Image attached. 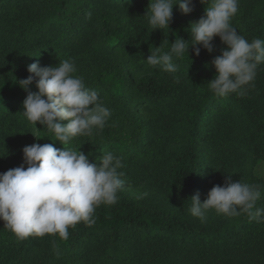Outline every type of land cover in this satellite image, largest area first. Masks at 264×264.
Returning <instances> with one entry per match:
<instances>
[{"label":"trees","instance_id":"obj_1","mask_svg":"<svg viewBox=\"0 0 264 264\" xmlns=\"http://www.w3.org/2000/svg\"><path fill=\"white\" fill-rule=\"evenodd\" d=\"M9 1L0 0V3ZM46 2L47 8L41 14L20 18L10 37L0 34L2 47L15 41L20 45V53L12 61L0 55V148L8 144L9 149L16 150L9 156L2 173L20 166L22 149L33 143H51L60 150L79 148L89 162H98L106 149L125 158L149 157L140 139L144 132L141 124L126 112V107L131 104L136 109L140 104H149L163 111L174 95V85L148 63L123 62V56L136 53L137 46L133 38L134 20L121 10L134 2L138 6L146 3L148 8L151 0ZM197 3L203 11L209 6L200 0ZM230 23L249 42L255 38L264 40V0H239L238 11ZM191 24L174 5L169 27L153 30L163 36L162 51H168L178 37L191 42ZM211 43V53L201 47L197 56L189 46L183 56L174 57V62L185 67L188 73L178 129L185 144L170 162L165 175L171 199L180 205L190 203L195 194L205 126L214 122L234 125L245 135L244 144L252 162L264 161V64L257 67L254 81L244 86V95H215L209 87V81L216 74L211 61L227 46L220 39ZM73 45L83 49L78 51ZM68 58L75 62L74 75L82 77L86 87L99 92L111 116L103 130L94 129L91 135L77 136L68 144H60L54 133L39 123L34 126L22 115L27 92L18 81L30 75L27 66L32 63L55 66ZM29 90L38 91L35 80ZM216 105L219 107L215 110ZM14 140H18L19 150ZM245 183L260 186L261 195L253 211L264 209V180L250 172ZM211 184H221L217 175L212 177ZM117 195L115 204L96 208L94 224L80 222L69 227L66 240L49 234L47 246L28 260L16 252L0 250V264H166L163 258L149 255L152 247H137L139 242L155 238L171 244L178 252H188L195 259L215 258L212 264H264V220L257 222L242 212L221 224L196 223L182 215ZM133 243L136 247H127ZM87 244L92 246L88 251L84 247ZM145 251L146 255H142Z\"/></svg>","mask_w":264,"mask_h":264},{"label":"clouds","instance_id":"obj_2","mask_svg":"<svg viewBox=\"0 0 264 264\" xmlns=\"http://www.w3.org/2000/svg\"><path fill=\"white\" fill-rule=\"evenodd\" d=\"M238 2L200 0L209 6L191 24V42L175 38L168 51L154 47L145 61L175 74L179 66L174 57L183 56L189 46L197 56L201 47L211 53V41L219 37L227 47L211 61L216 74L209 87L218 96L244 95V86L254 81L257 67L264 63V40L255 38L249 42L231 26ZM174 5L183 14L193 10L192 0H151L143 16L152 30L169 27ZM27 71L30 75L18 84L27 92L22 115L34 126L39 123L47 128L60 144L91 135L94 129L103 130L111 111L97 90L89 89L82 77L74 75L77 69L73 59L61 60L55 66L32 63ZM174 78L178 82V77ZM34 80L38 89L35 92L29 90ZM65 120L66 124L59 122ZM78 149L60 150L51 143H33L22 149L20 166L0 173V220L17 238L52 234L66 240L69 227L80 222L94 224L97 207L118 201L117 193L125 183L124 172L118 171L123 167L122 157L106 152L98 162H89L88 156ZM260 195L259 185L233 182L227 175L223 185H214L203 202L199 192L194 194L189 211L201 221L211 209L230 217L243 212L260 222L264 220V209L253 211Z\"/></svg>","mask_w":264,"mask_h":264},{"label":"rangeland","instance_id":"obj_3","mask_svg":"<svg viewBox=\"0 0 264 264\" xmlns=\"http://www.w3.org/2000/svg\"><path fill=\"white\" fill-rule=\"evenodd\" d=\"M146 6V3L138 6L134 2L121 10L130 16L135 23L133 38L137 46L136 53L131 56L125 55L122 59L124 63L129 65L147 63L145 60L154 50V47L159 46L162 51V34L158 30L153 31L147 22V18L143 16L148 11ZM192 6V12L184 14V16L194 24L204 15V11L198 5L197 0H192ZM46 8V0H10L8 3H0V34L10 37L15 33L16 24L20 18L25 17L27 14L39 15ZM211 42H219V37H213ZM76 43H79V41ZM73 46L78 51L83 49V46ZM19 53L20 45H17L16 41L6 47L0 45V55H5L11 61L17 58ZM83 64L85 65L84 62ZM177 65L179 71L175 74L167 73L156 67L161 77L174 85V95L167 102V108L164 107V110L160 111L149 104H140L136 109L131 107V104L126 107V112L141 124L144 132L141 134L140 139L143 141V148L149 151V157L133 155V157L125 158L121 154L113 152L112 149H106L103 153L112 152L114 155L122 157L123 167L118 171L124 172L125 175L122 179L125 183L117 193L120 194V197L131 199L158 210H167L182 215L196 223L221 224L234 216L218 214L215 210L210 209L206 212V218L201 221L190 214L191 202L184 205L174 203L168 190L165 171L176 153L185 144L180 139L178 129L181 121L180 115L185 105L188 73L185 67ZM174 77H178V82ZM218 107L219 105H216L214 109L216 110ZM134 109L136 113L133 112ZM64 122L67 123L68 121L65 120ZM204 129L205 132L201 136L199 178L195 187V194L199 192L201 202L207 198L208 192L213 187L211 179L214 175L219 177L221 182L219 185L221 186L227 175H231L233 182L240 180L245 183L248 173L251 172L264 180V161L252 162L248 148L244 144L245 135L242 130L232 124L224 126V124L217 122L205 126ZM17 142L18 140H14L13 143ZM7 145L0 148V173H2L9 156L16 151L9 149V145ZM16 149H20L19 143L16 144ZM130 153L132 154L134 151L131 150ZM0 234H3V236H0V250L7 253L16 252L25 260L31 259L35 254L42 251L47 246L49 238V234H45L43 237L29 236L21 240L4 226L2 220H0ZM134 244L127 247H136ZM170 246L172 245L164 244L160 238L142 241L137 244V247H152L153 251L149 255L163 258V262L166 264H212L215 259L212 257L195 259L188 252L181 253ZM84 247L88 251L92 246L87 244ZM146 253L145 251L142 255H146Z\"/></svg>","mask_w":264,"mask_h":264}]
</instances>
